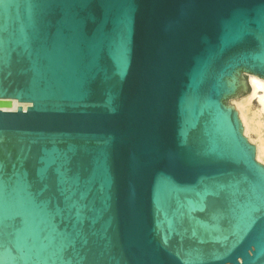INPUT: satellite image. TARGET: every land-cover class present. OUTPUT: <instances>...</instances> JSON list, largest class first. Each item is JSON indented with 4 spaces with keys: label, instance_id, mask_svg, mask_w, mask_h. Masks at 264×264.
Listing matches in <instances>:
<instances>
[{
    "label": "water",
    "instance_id": "obj_1",
    "mask_svg": "<svg viewBox=\"0 0 264 264\" xmlns=\"http://www.w3.org/2000/svg\"><path fill=\"white\" fill-rule=\"evenodd\" d=\"M243 72L264 0H0V264H264Z\"/></svg>",
    "mask_w": 264,
    "mask_h": 264
},
{
    "label": "bare ground",
    "instance_id": "obj_2",
    "mask_svg": "<svg viewBox=\"0 0 264 264\" xmlns=\"http://www.w3.org/2000/svg\"><path fill=\"white\" fill-rule=\"evenodd\" d=\"M248 82L251 87L246 97L237 101V109L244 126V134L251 139V134L256 136L255 145L257 148L256 157L259 161L264 162V78L256 74L249 73ZM258 99V110L249 116L247 106L254 100Z\"/></svg>",
    "mask_w": 264,
    "mask_h": 264
},
{
    "label": "rangeland",
    "instance_id": "obj_3",
    "mask_svg": "<svg viewBox=\"0 0 264 264\" xmlns=\"http://www.w3.org/2000/svg\"><path fill=\"white\" fill-rule=\"evenodd\" d=\"M246 76H248L249 74L248 73H245V72H243ZM249 93V92H248ZM248 93H246V94H244V95H242V96H240V97H238V98H229L228 99V102H229V104L230 105H232V106H234L236 109H237V101H240L241 99H243L244 97H246L247 95H248ZM248 108H247V113L249 114V116H253V113H255L257 110H258V99H254L248 106H247ZM238 110V109H237ZM240 116V115H239ZM241 118V117H240ZM241 121H242V119H241ZM251 139L249 138V137H247L249 140H250V142H252V143H254L255 144V139H256V136H255V134L254 133H252L251 134ZM255 141V142H254ZM258 160V159H257ZM259 161V160H258ZM259 162H261V161H259ZM261 163H263L264 164V162H261Z\"/></svg>",
    "mask_w": 264,
    "mask_h": 264
}]
</instances>
